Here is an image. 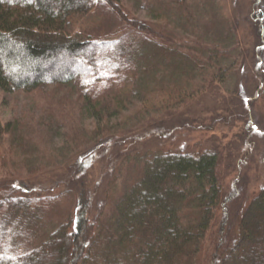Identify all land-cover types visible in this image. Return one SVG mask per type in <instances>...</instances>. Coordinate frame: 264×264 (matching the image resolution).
Masks as SVG:
<instances>
[{
    "label": "rangeland",
    "instance_id": "rangeland-1",
    "mask_svg": "<svg viewBox=\"0 0 264 264\" xmlns=\"http://www.w3.org/2000/svg\"><path fill=\"white\" fill-rule=\"evenodd\" d=\"M155 1L154 13V0H144L145 8L136 0L123 1L129 19L166 36L145 43L152 57L136 56L148 70L149 82L141 69L130 71L135 64V57L130 60L132 44L141 39L135 27L105 9L86 25H76L92 32L95 40L117 42L104 54L116 71L115 85L126 83L131 90L136 81L143 82L138 86L140 98L131 93L122 109L106 103L110 100L106 91L100 93L107 98L106 108L101 109L109 110L103 120L91 118L78 90L71 87L51 86L34 93L0 90V123L20 126L19 133L2 138L0 199L11 195L32 204L17 222L5 221L1 227L5 231L9 224L0 264H7V255L37 247L69 217L79 219L84 214L94 225L108 217L138 178L141 159L156 151L219 155L223 200L195 264H210L218 244L226 248L237 238L240 215L264 190V0ZM203 4L208 15L201 10ZM198 9L204 15L198 23L201 28L193 21ZM217 19L234 36L227 39L226 52L238 54L233 68L227 73L223 68L222 74L205 53L215 47L209 40ZM205 30L210 34L202 39ZM67 62L60 58L56 65L65 67ZM152 90L156 91L151 94ZM58 259L59 255L53 260Z\"/></svg>",
    "mask_w": 264,
    "mask_h": 264
},
{
    "label": "trees",
    "instance_id": "trees-1",
    "mask_svg": "<svg viewBox=\"0 0 264 264\" xmlns=\"http://www.w3.org/2000/svg\"><path fill=\"white\" fill-rule=\"evenodd\" d=\"M123 1L0 0V90L7 94L34 93L51 86L71 87L78 90L84 108L96 120L109 113L108 108L104 109L106 103H114L122 109L128 97L133 96L131 93L134 98H140L142 93L138 86L143 82L136 81L131 90L126 83V86L115 85L113 73L116 71L111 63L105 62L108 61L105 52L112 51L117 42L95 40L92 32L81 27L101 9L130 28L135 27L141 39L132 44L133 55H136H130V60L135 57L130 71L141 69L145 73L143 78L149 82L148 70L136 56L148 53L149 46L145 43L162 41L166 36L157 28L150 30L148 24L129 19ZM136 1L142 8L147 7L144 0ZM156 2L151 5L153 13L157 9ZM203 5L201 10L208 15L207 4ZM201 10L195 13L194 24H201L204 18ZM221 20L215 22L212 39L208 37L215 47L205 53L210 56L207 61H212L213 69L222 74L223 68H226L225 73L233 68L238 54L232 50L226 52L225 49L230 48L227 39L234 36L231 31L227 33ZM78 24L81 26L76 27ZM205 31L202 39L210 34ZM153 55L147 54L148 58ZM206 55L203 58L206 59ZM60 58L68 61L67 66L56 65ZM71 66H79L81 70L75 72ZM158 67H154V74ZM105 73L109 76H103ZM138 77L142 78L139 74ZM102 92L110 94L109 101L100 96ZM118 110L114 113L118 114ZM19 132V123L7 126L0 123V146L4 135ZM141 160L138 178L116 201L108 217L99 219L95 225L89 223L84 214L79 219L69 217L54 226L37 247L18 256H5L7 264H195L223 200L218 153L208 151L194 155L156 151ZM23 201L11 195L0 199V251L9 226L1 231L5 221L17 222L32 208V204ZM222 246V243L216 246L210 264H264V190L240 215L235 241L226 248ZM58 255L55 262L53 259Z\"/></svg>",
    "mask_w": 264,
    "mask_h": 264
}]
</instances>
